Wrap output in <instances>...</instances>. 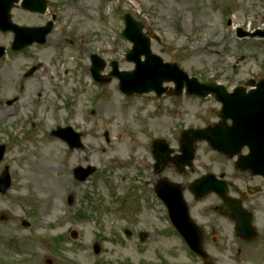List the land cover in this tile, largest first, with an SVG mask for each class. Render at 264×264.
I'll use <instances>...</instances> for the list:
<instances>
[{
    "label": "rangeland",
    "instance_id": "obj_1",
    "mask_svg": "<svg viewBox=\"0 0 264 264\" xmlns=\"http://www.w3.org/2000/svg\"><path fill=\"white\" fill-rule=\"evenodd\" d=\"M48 2L45 14L20 5L11 11L13 23L21 26L45 25L55 14L45 45L14 53L13 33L0 32V46L7 50L0 58V145L7 148L0 174L8 166L12 178L10 190L0 194V218H6L0 220V264H48L47 259L52 264H201L184 254L176 238L163 236L167 222L161 205L141 200L140 193L143 184L152 191L157 179L152 142L163 137L178 147L180 130L220 120L219 105L212 98L174 92L161 98L135 95L127 103L117 91L118 79L100 84L106 87L103 92L93 85L91 55L104 60V77L112 71V60L121 71L134 69L125 57L132 44L122 36L124 16L131 14L146 34L160 38L161 44L152 41V51L164 61L232 89L264 77V37H238L240 29L251 35L264 31V0ZM62 37L66 43L53 44ZM37 65L34 77L20 79ZM165 86L175 88L174 83ZM67 126L83 132V149L71 150L52 136L57 127ZM43 144L54 146L53 154H43ZM196 149L195 168L185 172H224L234 186L232 195L244 198L264 231V180L237 177V157L219 155L203 142ZM39 160L48 166L50 179L44 172L37 179L32 172ZM77 166H92L95 173L80 182L73 174ZM164 172L178 171L169 166ZM245 185L260 189L251 193ZM23 220L31 226L24 227ZM142 231L148 233L143 242ZM220 245L217 260L222 264H236L234 258L241 255L261 257L259 264H264V244H238L228 236ZM94 247L100 250L95 253Z\"/></svg>",
    "mask_w": 264,
    "mask_h": 264
},
{
    "label": "water",
    "instance_id": "obj_2",
    "mask_svg": "<svg viewBox=\"0 0 264 264\" xmlns=\"http://www.w3.org/2000/svg\"><path fill=\"white\" fill-rule=\"evenodd\" d=\"M16 2H19V0H0V29L15 33L13 50H21L34 42L45 43L54 22L50 21L46 27L40 28L19 27L13 24L10 11ZM22 7L44 13L47 10V1L24 0ZM126 21L127 26L124 36L134 43L133 49L127 55V59L136 63V69L132 72H120L117 62H113L114 71L112 75L120 79L123 90L128 94H132L135 91L142 93L154 90L159 95H162L166 90L163 88V83L175 81L177 83V94H181L184 84H186L188 94H197L203 97L209 93L216 95L224 103L221 116L224 120L229 118L233 120V125L230 127L223 122L212 129L186 131L181 141L183 155L180 158H175V163L180 165L181 168L185 164L191 163L194 158L193 144L197 140H208L213 148L229 155L236 154L242 146L248 145L251 153L247 158L241 160L239 163L240 168L250 169L254 173L264 175V103L261 101L264 97V80L260 81L257 84L258 89L252 91L249 95L240 93V88H237L234 94L227 95L222 91L223 88L221 86H216L214 83L199 82L197 78L189 79L188 75L177 63H164L160 57L152 54L150 40L142 34L141 25L138 22L134 21L129 15L126 16ZM243 35L245 34L241 33V36ZM261 35L264 34L261 33ZM4 52L5 49L0 47V57ZM142 55L146 56L145 62H141ZM93 62L92 72L97 80H101L99 73L103 69L104 64L96 56H93ZM35 70L36 68L32 69L29 75L33 74ZM66 131L59 129L54 134L66 138L73 147L80 146L79 135L67 134L68 132ZM165 150L166 145L161 141H157L155 146V154L158 160L156 165L157 172L162 171L166 165L168 157L164 156L163 152ZM4 152L5 146H1L0 160ZM92 171L91 168L87 171L78 168L76 170L77 178L85 180ZM9 186L10 178L6 170L0 177V190L6 192ZM212 189H216L225 200H232L227 196L226 189L220 190L215 186H212ZM239 226L243 229L245 224L242 222L241 224L239 223ZM99 250L100 248L96 247V251Z\"/></svg>",
    "mask_w": 264,
    "mask_h": 264
},
{
    "label": "flooded vegetation",
    "instance_id": "obj_3",
    "mask_svg": "<svg viewBox=\"0 0 264 264\" xmlns=\"http://www.w3.org/2000/svg\"><path fill=\"white\" fill-rule=\"evenodd\" d=\"M247 151H243L245 154ZM212 172H163L157 179H155V184L163 183L164 185L168 182L179 184L183 187V194L186 199V205L188 213L195 224V231H191L190 226L183 227V231H175L176 235L183 241V232L189 237H198L201 234L203 248L206 252L218 262V250L222 251V246L220 245L221 241L227 240L228 236L235 238V240L241 241L244 245H248L252 242H257L259 244H264V231H260L259 224L256 222L255 215L252 217V224L256 228V239L254 241H247L239 237L235 232L234 222L229 218L223 215L221 211L222 202L218 198L214 201L207 200V197L204 199H197L190 191L191 184L197 179L207 175ZM218 174L219 177L224 176V172H214ZM243 177L255 178L250 172H240ZM162 185V184H161ZM242 206L248 207L245 204V201H241ZM249 210V209H248ZM250 211V210H249ZM217 215L213 218L214 221H211L210 217ZM207 218V220H206ZM262 236V237H261ZM238 242V244H239ZM189 246V245H188ZM186 244V248L188 247ZM187 252L198 258L197 254L191 250ZM247 255V254H246ZM252 258V257H250ZM248 257L245 258V255H241V258L234 259L236 264H259L261 257H253L252 259L257 263L249 261ZM201 264H204V261L200 259Z\"/></svg>",
    "mask_w": 264,
    "mask_h": 264
},
{
    "label": "bare ground",
    "instance_id": "obj_4",
    "mask_svg": "<svg viewBox=\"0 0 264 264\" xmlns=\"http://www.w3.org/2000/svg\"><path fill=\"white\" fill-rule=\"evenodd\" d=\"M51 78L53 79V80H58L57 78H55L54 77V75H51ZM45 79H46V76H45ZM75 116H76V114H75ZM55 143L56 144H61L59 141H55ZM41 152L43 153V154H49V155H51V154H53V152H54V146H48V145H46V144H43L42 145V150H41ZM123 158V157H122ZM122 163V162H121ZM50 170H49V168H48V166L47 165H45L43 162H42V160L40 161H38L37 162V164H35V165H33V171L32 172H36V174H35V176H36V178L37 179H40L39 178V175L40 174H42V172H44L43 174H45L46 175V177L48 178V179H50L51 178V173L49 172ZM53 209H54V211H57L58 209H59V206L57 205H55V204H53Z\"/></svg>",
    "mask_w": 264,
    "mask_h": 264
}]
</instances>
